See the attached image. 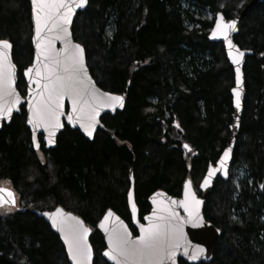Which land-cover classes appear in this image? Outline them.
Listing matches in <instances>:
<instances>
[{"label": "trees", "instance_id": "obj_1", "mask_svg": "<svg viewBox=\"0 0 264 264\" xmlns=\"http://www.w3.org/2000/svg\"><path fill=\"white\" fill-rule=\"evenodd\" d=\"M87 1L73 38L96 84L124 96L125 107L101 118L105 130L92 142L65 126L50 150L42 137L33 149L25 107L3 124L0 186L14 190L17 205L0 209V264H69L59 238L34 212L58 207L91 228L93 264H108L97 230L104 214L114 211L137 233L130 173L142 219L157 191L180 197L189 179L199 194L231 139L234 71L223 44L209 34L218 13L233 19L250 0ZM0 39L12 45L25 97L23 73L34 58L29 0H0ZM234 41L252 55L244 65L246 96L230 174L216 181L203 210L220 230L207 264H264V0L247 11Z\"/></svg>", "mask_w": 264, "mask_h": 264}, {"label": "snow or ice", "instance_id": "obj_2", "mask_svg": "<svg viewBox=\"0 0 264 264\" xmlns=\"http://www.w3.org/2000/svg\"><path fill=\"white\" fill-rule=\"evenodd\" d=\"M33 18L36 25L34 42L36 46V60L38 64L24 71L29 78L30 85L35 83L40 89L38 99L35 103L29 101L30 115L28 123L34 128L43 127L48 132L47 141L53 143L52 137L55 129L62 127L60 117L64 115V99L68 97L71 101L72 111L67 119L70 123H79L84 133L91 138L98 123L96 117L103 108H115L123 106V97L108 92H101L92 83L88 76V70L84 61V49L78 43H73L68 25L72 22V15L78 8H83L87 0H31ZM236 31V21H225L221 14H217L215 26L211 31L213 38H223L228 55L232 63L237 65L236 83H241L240 58L244 53L239 50L234 54L235 47L230 39L229 33ZM60 40L64 47L56 50L54 42ZM12 45L7 39H0V117L7 118L11 115L13 107L20 103L21 97L13 87L15 80V65L12 64L9 50ZM42 66V67H41ZM35 69V77L32 76ZM29 85V86H30ZM236 107H240V93L234 88ZM6 98H10L6 100ZM179 127V125H177ZM33 144L36 143V135L33 132ZM186 149L191 151L187 144ZM231 149H225L219 161V168L209 167L208 175L204 178L201 188L207 187L209 177L217 171L224 169L226 160ZM227 176V171H224ZM129 202H132V192H128ZM11 203L15 205L14 193L11 190L0 187V205ZM157 203V201H153ZM192 191L191 181H185L184 199L171 201L170 205H163L154 210L148 220L147 226H140V235L135 238L132 233L120 221L109 230L105 223L100 227L108 233V250L104 252L114 264H165L172 261L175 264V257L182 247L184 255H189V244L185 238L183 225L186 223H203L199 217V205ZM171 205L183 207L187 213V219L180 217ZM133 219L136 216L135 204H132ZM52 221V226L57 228L67 246L68 256L73 264H92V249L87 242L89 229L83 222L72 216L71 213H64L61 208L55 212L44 213ZM113 214L111 211L104 217L107 221ZM118 219V218H117ZM204 249L196 246L190 255L195 260L204 253Z\"/></svg>", "mask_w": 264, "mask_h": 264}, {"label": "water", "instance_id": "obj_3", "mask_svg": "<svg viewBox=\"0 0 264 264\" xmlns=\"http://www.w3.org/2000/svg\"><path fill=\"white\" fill-rule=\"evenodd\" d=\"M261 1L262 0H250L248 2L247 6L236 17H234L233 19H230V20H235L236 21V31L229 33L230 39L232 40L233 44L235 45V47L232 49V51H233L234 54L236 53L237 50H239L240 52L244 53L243 57L240 58V64L238 65V67L240 68V74H241V83H240L239 87H237V83H236V68H237V65L232 63V60H231V58L228 55L229 49L226 47L225 41L223 40V38H213L211 36V31H212L213 27L215 26V20H216L217 15L215 16L214 24H213V27H212V29L210 31V34H209V40L211 42L222 43L223 46H224V50H225V53H226V56H227V60H228L229 64L231 65V67L233 68V71H234V82H235L234 88H236L237 91L240 93V107H239V109H237V107H236V97H235L233 91H231L233 110H234L233 111V115H232L233 123H232V125L230 127L231 139H230L229 145L226 147V149H231V152H230L229 157L226 160L225 168L217 171L213 176L209 177V181L210 182L207 185V187H204V188L199 187L200 195L196 194V192H195V190H194V188L192 186V183H191L192 191L195 192L197 199H199L201 201V203L199 205V217L202 218L203 223H197L195 225L192 224V223H186V224L183 225L184 235H185V238H186V240H187V242L189 244V255H184V249L182 247L176 253L175 264H180V261H184V262L190 263V264H200V263L207 264V263L211 262V260L213 258L216 242H217L218 238L220 237V230L217 229L212 223L206 221V219L204 218V215H203V210H204V206H205V204H206V202H207V200H208V198H209V196H210V194H211V192L213 190V187H214V184L216 183V181L218 179L226 180L229 177V173H230V169H231L232 162H233V157H234V151H235V148H236V145H237V140H238V134H239V130H240L242 114H243L244 101H245V96H246L245 78H244V65H245L247 57L251 56L252 52L240 49L236 45V43L234 41V37L237 34L239 25H240L241 21L244 19L247 11H249L250 9L255 8L257 5H259L261 3ZM29 3H30V10H31V23H32V47H33V51H34L33 62H32V65L30 66V67H32L33 64H38L39 62L36 60V46H35V42H34V37L36 35V25H35V20L33 18L31 0H29ZM87 7H88V1H87V3L85 4V6L83 8L76 9L74 11L73 15H72V22H71L70 25H68L69 32L71 33V40H72L73 43H77L74 40L73 35H72L73 22H74L76 16L79 13L85 11ZM219 14H221V13H219ZM230 20L225 19L226 22L230 21ZM54 47H55L56 50H60V49H62L64 47V45H63V43L60 40H56L54 42ZM81 47L83 48L82 45H81ZM9 55H10V59H11L12 64H14L13 59H12V50L11 49L9 50ZM84 61H85V66H86V68L88 70V76L91 78L92 83H94L96 88H98L101 92H106V91L102 90L96 84L94 79L92 78V76L90 74V71L88 69V66H87L85 51H84ZM32 76L35 77V69H33ZM23 78L25 80L26 87H27V91H26L25 97H23L20 94V92L18 91V89H17L18 71H17L16 65H15V80H14L13 87L15 88L17 94L20 95L21 100H20V103L18 105L13 107L12 113H11V115L9 117H7V118L0 117V129L2 128L3 124L9 125L11 123L12 117L15 114H18L20 112V108L21 107H25V111H26V115H27L26 116V126L29 129V131H30L31 142H32V146H33L34 150H39V148H40V142H39V138L40 137L43 138V142L45 144L46 150H50V149L55 148L56 144H57L58 136L64 130L65 125L67 127H69L71 130L79 131L81 133V135L85 139H87L88 141L92 142L94 140L95 134L98 131V129L103 130V131L105 130V127H104V125L101 122V118L104 115H112L113 116L117 112H122L124 110V107H125V98H124V96L108 92V93L113 94V95L122 96L123 97V106L121 107V106L117 105L114 109L113 108H103V109H101L100 112H99V115L96 117L98 123H97V125L95 127V130L93 131L92 137L89 138L84 133L83 129H81L79 123H70L69 120L67 119L68 114L72 111V105H71V101L68 99V97H65V99H64V109H63L64 115H62L60 117V122H61L62 127L56 128L54 130L55 131V135L52 137L54 142L49 144L48 141H47L48 132L45 131L43 127L34 128L32 125H30L28 123V117L31 114L30 110H29V101L32 100L33 103H35V99L34 98L38 99V93H39L40 89L37 88V85L35 83H31V85H30L29 78L26 77L24 75V73H23ZM8 99H10V98H6V100H8ZM33 132H35L36 143L39 145V148H37L33 144ZM222 156H223V153L220 156V158ZM220 158L214 165H210L209 167L219 168ZM224 171H227V173H228L227 176L224 175ZM207 175H208V170H207L204 178ZM204 178H203L201 184L203 183ZM187 181H190V180L188 179ZM130 182H131V186H130V190L129 191L132 192V202L130 203L129 202V198H128V207H129V211H130V216H131V221H132L133 227L136 229V232H137L136 236L140 235V226L141 225L147 226L148 223H149V221L144 219V218L147 217V216H152L154 210L158 209L161 206V202L163 203V205H170L171 201H173V200L181 201V200L184 199V188H183V191H182V194H181L180 197L171 196V195L167 194L164 191H158V192L154 193L152 196H150V198L148 199V203L150 205V212L148 214H146L144 217H142V219H141L140 214H139V209H138V206H137L136 200H135L134 180H133L132 173H130ZM0 187H3V188L8 189V190H11L14 193V198H15V205H12L11 203H5L3 205H0V208H2V207H15L17 205V198H16V194H15L14 190H12L11 188L5 187V186H0ZM154 200L157 201V203H153ZM132 204H135V207H136L135 219H133ZM171 207H173L175 209L176 213L180 217L187 219V213L185 212L183 207H180L178 205H171ZM58 208H61V207H58ZM56 209H54L52 211H42V212L34 211V212H35V214L38 217L42 218L47 223V225L50 227L52 232L59 238L61 244L63 245V247L65 249L69 264H73L71 258L68 256L67 246L64 243V240H63V238L61 236L60 231L57 228H54L52 226V221L49 219V217L44 215V213L55 212ZM61 209L63 210L64 213H70V212L65 211L63 208H61ZM109 211H111L113 215L111 217H109V219L107 221H105L104 217L108 214ZM71 214H72V216H75V217L79 218L83 222L84 226L87 227L90 230L89 234H88V237H87V242H88L89 246L92 249V264H93L94 254H93L92 245L90 243V236H91L92 230H91L90 227H88L84 223V221L80 217L74 215L73 213H71ZM120 221H122L123 225L128 229L129 232L132 233V231H131L130 227L127 225V223L122 218H120L112 210H108L104 214V216L101 218V220L99 221V223L97 225V230L99 231L100 235L102 236L104 244H105V249H104V251L102 253V257L108 264H114V262L109 260L106 256H104V252L108 250V239H107L108 233L105 231V229L100 227V224L102 222L105 223L106 227L110 230L113 227V225L118 224ZM136 236H133V234H132L133 238H135ZM196 246L202 247L205 251H204L203 254L199 255L197 259L192 260L189 257H190V255L192 253V250ZM165 264H172V261H166Z\"/></svg>", "mask_w": 264, "mask_h": 264}, {"label": "bare ground", "instance_id": "obj_4", "mask_svg": "<svg viewBox=\"0 0 264 264\" xmlns=\"http://www.w3.org/2000/svg\"><path fill=\"white\" fill-rule=\"evenodd\" d=\"M45 145V144H44ZM41 147V146H40ZM40 149V148H39ZM37 151V150H36ZM150 212V211H149ZM148 214V213H147Z\"/></svg>", "mask_w": 264, "mask_h": 264}, {"label": "rangeland", "instance_id": "obj_5", "mask_svg": "<svg viewBox=\"0 0 264 264\" xmlns=\"http://www.w3.org/2000/svg\"><path fill=\"white\" fill-rule=\"evenodd\" d=\"M4 186V185H3Z\"/></svg>", "mask_w": 264, "mask_h": 264}]
</instances>
